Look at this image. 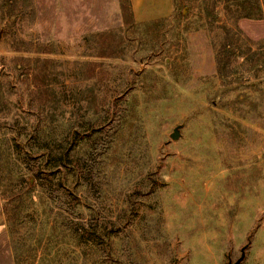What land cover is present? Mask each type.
Masks as SVG:
<instances>
[{"label": "rangeland", "instance_id": "rangeland-1", "mask_svg": "<svg viewBox=\"0 0 264 264\" xmlns=\"http://www.w3.org/2000/svg\"><path fill=\"white\" fill-rule=\"evenodd\" d=\"M0 56V264H264V0H0Z\"/></svg>", "mask_w": 264, "mask_h": 264}, {"label": "crops", "instance_id": "crops-1", "mask_svg": "<svg viewBox=\"0 0 264 264\" xmlns=\"http://www.w3.org/2000/svg\"><path fill=\"white\" fill-rule=\"evenodd\" d=\"M134 9H158L167 7L169 0H130Z\"/></svg>", "mask_w": 264, "mask_h": 264}, {"label": "trees", "instance_id": "trees-1", "mask_svg": "<svg viewBox=\"0 0 264 264\" xmlns=\"http://www.w3.org/2000/svg\"><path fill=\"white\" fill-rule=\"evenodd\" d=\"M178 10L181 11V7L178 6L177 3H175V11H178ZM261 15H263V13H260L259 15H248V14H244V15H242V17H246V18H258V17H260ZM233 30H234V29L225 28V32H226L227 34L233 32ZM0 58H1V56H0Z\"/></svg>", "mask_w": 264, "mask_h": 264}]
</instances>
